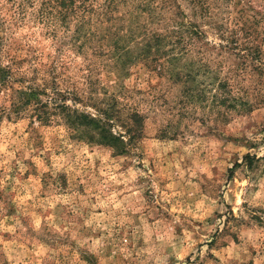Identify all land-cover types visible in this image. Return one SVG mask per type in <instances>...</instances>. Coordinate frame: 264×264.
Masks as SVG:
<instances>
[{
	"label": "rangeland",
	"instance_id": "rangeland-1",
	"mask_svg": "<svg viewBox=\"0 0 264 264\" xmlns=\"http://www.w3.org/2000/svg\"><path fill=\"white\" fill-rule=\"evenodd\" d=\"M33 1L27 24L0 19V264H264V0H168L164 26L139 0H88L76 44L78 22H39ZM157 27L186 32L207 102L165 58L114 67L118 36ZM219 82L236 108L212 105ZM75 113L122 139L76 136Z\"/></svg>",
	"mask_w": 264,
	"mask_h": 264
},
{
	"label": "trees",
	"instance_id": "trees-1",
	"mask_svg": "<svg viewBox=\"0 0 264 264\" xmlns=\"http://www.w3.org/2000/svg\"><path fill=\"white\" fill-rule=\"evenodd\" d=\"M6 1L12 3V13L10 14L9 18L2 15V10L6 9V6L4 5V2ZM152 1L153 0H139L136 7L141 11H148L152 22L158 25L163 23L164 26L167 23V21H165L167 18L164 16V13H161L158 10H162L164 8L166 9L168 6V0H162V5H154L152 4ZM200 2H203V0H199V3ZM115 3L116 1L113 4L115 5ZM114 5H112L111 2L105 3L104 7H102V11L100 12V17H102V19L106 18V21H108V15L111 11L114 10ZM91 6L92 5L88 0H45V2L34 14L36 15V19L39 22L53 27L68 26L69 22L72 20L78 22L79 26L76 30V35L74 36V41L76 44L80 39H82L84 26L91 24V19L85 17L86 12H89L91 10ZM28 7H32V9H34L33 0H0V19L8 21L12 26L27 24L26 20H28ZM204 9H206V7L202 8V10ZM80 10H82V14H79ZM127 13L133 14V11ZM243 18V15H240L238 18H236L239 22H236L237 29L233 30V33L244 29V27L241 28V26L246 25L248 22L247 19ZM102 19L99 20L103 21ZM91 33L92 31L89 32V34ZM185 33L186 32L183 31V29L168 30L166 31V33L160 32L158 27L148 29V31L147 29H145V32L141 31L143 37L141 40L136 41V46L134 48L131 47V44L135 42L136 37L122 42V37L118 36L115 41L116 52L114 55V62H116L117 64L114 67H121V71L119 72L122 73V69L126 71L130 63L142 61L148 64H156L157 62L158 65L159 60L165 58L169 64L167 67V71H169L170 73L178 75L183 69L185 71H188L187 69L191 71L187 73V76H189V79L191 81V84L186 88V91L189 94V99L192 101L196 100L198 102H201V104L205 103L208 101V98L206 97V91L204 89L201 90L192 88L197 84L196 73L199 72L204 65L200 64L196 71L192 63L181 64L182 57H184V54L187 53L188 50H190L189 47L187 49V43L185 42ZM193 34L200 35L198 29H193ZM54 35L55 32L53 36ZM96 35L97 34L94 33V37ZM257 52L260 54L262 52L261 48L258 49ZM194 71H196L195 74H193ZM10 73L11 66L8 68L0 67V75L3 76L1 81L3 84L6 83L8 75ZM218 89L220 90V92L222 91V94L220 96L214 94L215 99L218 98V101L212 99V105H229L230 107L236 108L238 99L236 97H230L228 95L226 91L227 84L224 82H219ZM192 90L196 92L192 93ZM77 98L78 97L76 95L75 99ZM45 107L46 105L42 104L39 107L35 108V117L41 122L50 121L53 115V113L45 111L43 109ZM57 108H62L64 111H66L69 106L64 103L63 105H59ZM68 116L69 118L66 123L68 124L69 128H71L75 132L76 136L81 135L86 137V135H88L86 131L92 129L94 131L93 134L96 133L100 136V138L92 135H90V138H93L97 141L105 143L111 139H115L116 141H120V139H122L120 138V136L117 137L112 135V138H110L108 135L104 134L105 128L102 125L107 124V121L103 122L102 125H99L97 123V125L94 126V117H90L92 119L88 120L87 117H82L81 115H78L76 113L72 115L69 114ZM135 116H137L136 112L133 113L132 117ZM98 122H100V120ZM129 130L132 131L133 128Z\"/></svg>",
	"mask_w": 264,
	"mask_h": 264
}]
</instances>
